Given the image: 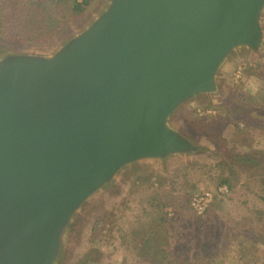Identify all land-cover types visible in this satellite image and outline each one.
Instances as JSON below:
<instances>
[{
    "label": "water",
    "instance_id": "water-1",
    "mask_svg": "<svg viewBox=\"0 0 264 264\" xmlns=\"http://www.w3.org/2000/svg\"><path fill=\"white\" fill-rule=\"evenodd\" d=\"M244 50L264 53V0H110L54 53L2 54L0 264H64L127 172L198 158L177 115Z\"/></svg>",
    "mask_w": 264,
    "mask_h": 264
},
{
    "label": "trees",
    "instance_id": "trees-1",
    "mask_svg": "<svg viewBox=\"0 0 264 264\" xmlns=\"http://www.w3.org/2000/svg\"><path fill=\"white\" fill-rule=\"evenodd\" d=\"M93 1L0 0V36L31 43L54 36L84 15ZM258 70L257 74L250 73V84L242 85V91L248 90L243 100L249 93L264 101V64H260ZM242 91L234 89L233 94L227 93L218 102L208 99L198 101V105L205 111L209 108L217 111L196 117L191 130L212 140L222 154L221 159L187 161L168 176L165 174L170 171H165V174L153 171L150 175L149 171L144 175H138L137 172L132 183L133 190L127 196L116 199L110 207H99L100 210L92 218L85 249L77 252L69 264H112L107 260L111 258L109 251L114 244L123 247L120 264H129V261H134V264H193L209 243L218 240L225 243L226 240H239L243 252L253 244L257 245V239L264 234V187L262 195L258 193L256 205L252 207L254 199L250 202V214L208 209L210 218L205 220L191 215L189 204L198 190L193 187V172L203 174L208 181L217 183L218 195H215V199L224 195L219 192L223 186L233 192L230 197L234 196L238 179L245 170L264 183V143L248 148L239 143L248 135L241 116L250 112L254 119L253 127H258L264 136V115L245 109L244 101L239 96ZM227 130L230 131L228 134ZM153 178L152 184L155 181L154 184L159 182L160 185L152 190L151 195L146 196L145 192H141L139 182L142 180L145 183ZM143 186L145 189V184ZM163 197L168 201L164 202ZM171 203L180 210L174 209L172 216H167L162 209ZM214 206L218 208L217 204ZM225 213L227 219L222 218ZM229 236L234 237L229 239ZM199 240L207 243L202 249L196 247ZM177 241L185 245L175 244Z\"/></svg>",
    "mask_w": 264,
    "mask_h": 264
},
{
    "label": "rangeland",
    "instance_id": "rangeland-1",
    "mask_svg": "<svg viewBox=\"0 0 264 264\" xmlns=\"http://www.w3.org/2000/svg\"><path fill=\"white\" fill-rule=\"evenodd\" d=\"M110 0H94L92 6L90 9L82 16L78 17L77 20L70 23L66 28H64L60 33L47 37L41 40H37L33 43L27 42V41H13L8 39V37H2L0 36V56L2 54H5L7 52L16 53V54H24V53H30V54H40V55H49L54 53L60 45L69 37L73 35L79 34L81 31H83L92 20L95 19L96 16H98L108 5ZM260 64H264V53L261 56H257L252 54L251 52L244 50L239 55L235 56L233 59H230L225 66L222 68L220 72V82H221V90L222 95L221 96H212L206 98V100H210L213 102H218L225 97L227 93H232V90H238L239 92L243 90L241 89L242 85L250 84L252 81L251 74H257L259 73L258 66ZM251 73V74H250ZM254 88V86H253ZM248 92V90L242 91L239 95L240 99L243 100L244 96ZM233 94V93H232ZM236 95V93H235ZM244 95V96H243ZM244 101V107L245 109H249L251 111H254V113H258L261 115H264V101L260 99H257L256 97L252 96L251 94H247V97ZM209 110V111H208ZM202 109V106L198 105L197 102H193L189 106L183 108L176 118V124L186 133L190 134L194 139L197 140V142L200 143V145H204L201 155L198 158H188V157H182V158H175L169 161H166L162 164L158 165H148L143 167H137L133 170L127 172L124 175L123 180L121 183L115 187H113L111 190L107 191V194L101 196L99 199L94 201L92 205L89 207L88 210H86V214L84 216H80L78 219L79 222L77 225H75L72 233V238L69 241V247L66 255V260L64 264H69L72 257L77 253L81 252L85 249L87 245V241L89 238V227L93 223V217L100 208L103 207H110L112 203L120 198L125 197L129 194L132 187H134L133 181L135 180V176L139 174H147L149 171H159L160 173L165 174V171H170L168 174H171V171H175L176 169H179L181 164L187 161H201V160H210L214 161L217 158L221 159V153L216 149L213 141H209L205 136L199 135L195 131L191 130V125L193 123V120L196 117H199L200 115H207L210 113H216L217 110L215 108H209ZM211 111V112H210ZM253 113V112H252ZM253 117L250 112H246L241 116V122L242 125L245 126V128L248 129V135H245L243 139L239 142L241 145L245 147H254L255 145L259 143H264V136L261 133V130L258 127H253ZM230 131L227 130V134ZM241 147V146H240ZM202 150V149H201ZM222 151V150H221ZM145 170V171H142ZM141 172V173H140ZM251 172L248 170L243 171L241 174L240 179H238L237 187L236 189H239L237 191L234 189V196L230 197L233 192H230L229 190L224 195L217 196L218 199H215L216 193V187L217 183H213L212 181H208L205 176L199 175L195 172L192 173L191 176L194 175V180L192 183H194L193 187H196L198 190L194 193L190 200V214L194 217H203V219L208 220L210 217H208L209 211L208 209H216L220 212L225 211L228 213L239 212L241 215L250 214L251 211V204L252 201V207L255 206L257 199H258V193L261 196L263 192L264 183L261 179L254 178L251 175ZM154 178L148 182H142L140 183L141 192H145L146 196L151 195L152 190L156 189L160 184L159 182H156L152 184V181ZM145 184V189L144 185ZM223 186V185H222ZM168 187V186H167ZM166 187V188H167ZM170 188V187H168ZM204 192H210L213 195V199L211 200L209 206L204 211L203 214H197L193 208L191 207V201L200 193ZM177 195V194H176ZM218 195V194H217ZM256 196V197H255ZM236 197V198H235ZM162 198V197H160ZM166 197H163V201H168L165 199ZM235 198V199H234ZM234 199V200H233ZM171 201V200H170ZM244 201V202H243ZM170 203V202H169ZM247 203V204H244ZM214 204L218 206V208H214ZM211 205V206H210ZM214 207H213V206ZM249 208H248V207ZM100 207V208H99ZM222 207V209L220 208ZM174 209L180 210V208L174 207V205L167 204L165 208L162 209V211L167 213V216H172V211ZM222 210V211H221ZM97 211V212H96ZM171 213V215H169ZM214 213V212H213ZM223 219H227L228 216H226V213L222 215ZM175 225H179L178 223H175ZM206 229V228H205ZM204 229V230H205ZM260 234V233H259ZM231 239L234 236H229ZM228 239V238H227ZM258 240L257 245L253 244V246H250L245 252L241 249V243L238 240H231L228 242L226 240L224 242H220V240L216 242H212L208 244V248L202 250V252L198 255L201 256L197 259L193 264H264V234L260 236ZM203 240H199L196 242V247L203 248L207 243L202 242ZM182 241H177L175 244L179 245L182 244L183 246L185 243H179ZM174 244V243H173ZM203 253V254H202ZM109 254L111 258L107 260V262H111L112 264H120L121 258L123 254V247L114 244L110 248ZM246 254V257L244 256ZM242 256H244V259H242ZM134 261H129V264H134ZM192 264V263H191Z\"/></svg>",
    "mask_w": 264,
    "mask_h": 264
},
{
    "label": "built area",
    "instance_id": "built-area-1",
    "mask_svg": "<svg viewBox=\"0 0 264 264\" xmlns=\"http://www.w3.org/2000/svg\"><path fill=\"white\" fill-rule=\"evenodd\" d=\"M229 190L227 186H223L219 188V192L222 194L227 193ZM213 195L210 192H204L202 194L196 195L191 201V207L197 214H203L204 211L209 206Z\"/></svg>",
    "mask_w": 264,
    "mask_h": 264
}]
</instances>
